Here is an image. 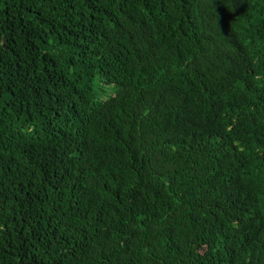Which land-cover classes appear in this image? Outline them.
<instances>
[{"label":"trees","instance_id":"16d2710c","mask_svg":"<svg viewBox=\"0 0 264 264\" xmlns=\"http://www.w3.org/2000/svg\"><path fill=\"white\" fill-rule=\"evenodd\" d=\"M0 264H264V0H0Z\"/></svg>","mask_w":264,"mask_h":264}]
</instances>
